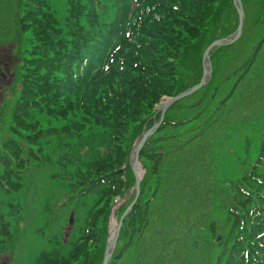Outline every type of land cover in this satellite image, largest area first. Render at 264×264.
<instances>
[{"label":"trees","instance_id":"16d2710c","mask_svg":"<svg viewBox=\"0 0 264 264\" xmlns=\"http://www.w3.org/2000/svg\"><path fill=\"white\" fill-rule=\"evenodd\" d=\"M17 1L20 63L11 114L2 119L5 132L0 130V191L19 192L31 165L52 162L57 155L60 167L72 168L54 173L67 184L66 204L92 197L95 201L86 215L83 236L70 242V250L65 253L59 239L53 249L41 252L36 264H102L114 198L125 195L135 183L129 164L134 141L144 125L148 129L159 119L160 113L153 109L163 96L174 97L199 82L205 33L221 21L227 8L236 11L234 0H65L64 16L53 0ZM216 39L213 36L210 44ZM263 43L264 37L244 74ZM187 67L192 77L184 84L182 68ZM176 104L141 150L146 173L140 196L124 219L122 243L110 264L119 263L150 223L166 155L179 153L188 144L179 141L182 134L171 127L203 113L175 119L168 113ZM39 113L55 123L44 125ZM202 128L195 131V139L204 133ZM52 139L67 151L47 153L44 146ZM153 177L157 180L150 186ZM231 184L235 200L231 232L219 244L215 259L206 264H264V139L259 159ZM3 204L7 209L0 213V252L12 244L14 223L24 209L13 200ZM90 242L99 244L98 252L88 247Z\"/></svg>","mask_w":264,"mask_h":264},{"label":"rangeland","instance_id":"374dc122","mask_svg":"<svg viewBox=\"0 0 264 264\" xmlns=\"http://www.w3.org/2000/svg\"><path fill=\"white\" fill-rule=\"evenodd\" d=\"M53 2L58 13L64 16L65 0ZM18 5L17 0H0V130L3 132L5 125L2 119L11 114L16 96L12 88L16 85L20 63L17 57L20 43L17 35ZM242 6L244 22L240 36L230 44L211 50L210 77L201 88L176 101V109L168 113L175 119H182L203 112L194 121L171 127L173 132L182 134L179 141L188 144L179 153L166 155V162L160 170L161 190L151 206L150 223L118 264H206L215 259L221 249L219 244L231 232V207L235 203L231 182L244 177L259 159L264 139V43L244 74L255 46L264 37V0H242ZM236 11L227 8L221 21L205 30L201 48L205 46L202 77L204 54L211 38L233 37L234 33L224 34L238 28ZM187 68H182L184 84L192 77L191 69ZM171 97L163 96L153 111L161 115V106ZM37 115L44 125L55 123L49 116ZM145 126L144 132L151 128ZM201 127L205 128H202L204 133L195 139V131ZM96 131L100 132V129ZM166 132L167 129L160 133ZM142 134L132 146L130 167L133 148ZM53 141L46 142L44 149L47 153L62 155L67 151L65 146L58 145L59 140ZM22 144L28 146L26 141ZM57 159L55 155L52 162L31 165L25 186L19 192L6 194L0 191V213L7 209L3 204L7 200L21 202L24 208L14 223L16 234L12 244L0 252V264H36L41 252L53 249L57 240L61 239L67 253L71 248L70 242L83 236L85 218L95 198H87L80 204H66L67 184L54 176L63 169ZM139 159L137 170H143L144 177V163L140 156ZM121 169L125 177V165ZM69 170L72 168L63 169L65 172ZM152 179L149 185L155 186L157 178ZM135 183L125 195L114 198L116 202L109 215L107 240L113 237L112 219L118 224L132 201ZM71 213L72 225L69 224ZM119 238L120 235L117 246L122 243ZM90 246L98 252L99 244L90 242ZM83 257L78 260L82 261Z\"/></svg>","mask_w":264,"mask_h":264},{"label":"water","instance_id":"95a60500","mask_svg":"<svg viewBox=\"0 0 264 264\" xmlns=\"http://www.w3.org/2000/svg\"><path fill=\"white\" fill-rule=\"evenodd\" d=\"M234 4L237 8L238 15H239V25H238L236 32L233 34V37L230 39H217V40L213 41L207 47V50L204 54V71H203V77H202L201 81L197 85L187 89L186 91H183L182 93H180L174 97H171L165 103H163V105L160 108L161 115H160L159 121L152 128H150L148 131L143 132L142 136L138 139V142L136 143L135 147L133 148V152H132V156H131V167H132V170H133L135 177H136L135 199L128 206V208L125 210V212L121 216L119 223L116 226L114 236L109 238V240L107 241V248L105 251V255H104V259H103L102 264H109V261L112 257V254H113V251H114L116 244H117V240H118V237L120 234V229L122 227L123 221H124L126 215L132 210V208L136 204L138 197L140 195L141 177H139V175H138L137 166H138V163L140 162L139 155H140L141 149H142L143 145L145 144L146 140L149 137H151L153 135V133L157 130L158 126L161 124L162 120L164 119V116H165L167 109L173 103H175L176 101H178L182 97L198 90L199 88H201L205 84L206 80L210 77V74H211V69H210V52H211V50L214 47L224 45V44H230V43L234 42L242 33L243 22H244V12H243L242 0H234ZM142 172H143V170H142ZM70 224L71 225L73 224V213H71V215H70Z\"/></svg>","mask_w":264,"mask_h":264},{"label":"bare ground","instance_id":"6f19581e","mask_svg":"<svg viewBox=\"0 0 264 264\" xmlns=\"http://www.w3.org/2000/svg\"><path fill=\"white\" fill-rule=\"evenodd\" d=\"M138 175H139V177L142 176V171L140 170V168H138ZM115 229H116V221H115V219L113 218V219H112L111 236H113V235L115 234Z\"/></svg>","mask_w":264,"mask_h":264}]
</instances>
